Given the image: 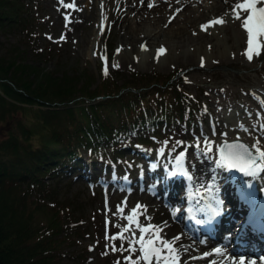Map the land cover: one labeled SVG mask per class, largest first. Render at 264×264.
Wrapping results in <instances>:
<instances>
[{"label":"trees","instance_id":"16d2710c","mask_svg":"<svg viewBox=\"0 0 264 264\" xmlns=\"http://www.w3.org/2000/svg\"><path fill=\"white\" fill-rule=\"evenodd\" d=\"M33 20L27 0H0V29L18 25L35 53L48 58L54 45L36 44ZM14 47L17 56L0 55V264H68L56 262L60 243L82 233L84 215L48 179L77 174L86 155L107 169L129 145L173 143L183 126L195 125L199 101L178 86L179 69L132 70L118 81L117 69L105 76L99 60L94 83L87 66H41L18 59L22 49ZM92 216L89 235L98 229L88 223Z\"/></svg>","mask_w":264,"mask_h":264},{"label":"rangeland","instance_id":"374dc122","mask_svg":"<svg viewBox=\"0 0 264 264\" xmlns=\"http://www.w3.org/2000/svg\"><path fill=\"white\" fill-rule=\"evenodd\" d=\"M27 1L34 17L31 27L38 28L35 42L38 46L54 45L50 56L45 58L35 53L33 46L26 42L25 30L18 25H8L0 29V55L7 58L13 56L15 54L14 46L18 45L22 49L18 59H25L41 66L56 67L59 70L63 68L68 71H73L71 69L74 66H78L82 70L87 66L94 75V83L99 78L98 62L102 60V56L107 57L108 69H117L115 76L118 81L126 79L132 70L140 72L156 70L169 73L179 69L177 73L178 86L192 96H197L199 101L193 118L195 125L193 127L183 126V129L177 132L178 135L174 138L173 143L167 144L165 142L167 140L164 138L157 139L155 144L129 145L124 148V153L120 155L118 161L113 160L107 169H104L103 162L94 164L89 162L86 155L77 174L75 170L71 172V176L61 177L60 182L55 181V184L54 180L48 179L53 185H56L58 197L60 199L69 198L77 203L79 205L77 215H84L82 221H79L82 224V233L74 236L73 239L66 238L61 241L60 255L56 262L79 264L80 254L86 253V259L82 264H100L104 256L108 257L106 264H117L118 261L120 264H126L124 257L128 253L112 251L110 247L111 244H114L116 248H119L120 240L109 241L105 237L119 232L120 228L117 225L124 227L128 224V221L121 218V215L126 217L137 204L144 206L141 209L142 214L139 216V222H142L143 225L148 223L160 225L159 222L164 218L166 220L169 218L171 228L168 227L169 234H164V238L172 239V235L187 233V228L181 226V219H179L183 218L184 213L182 216L168 213L170 202L163 199L166 192L163 190L150 192L149 190L152 185L157 187L156 183L166 170L165 167L170 166L171 160L177 161L176 158L182 152L185 153L183 158L185 169H183L191 177L189 180L200 182L199 179L193 177L191 171L188 170V165L185 164L192 150L197 148V140L200 141L199 147L204 146V148L205 138L210 142L208 144L210 151L207 152V156L214 158L213 152L217 151L220 136L226 138L227 133L232 130L244 134H248L249 131L257 133V125L252 121L256 117L259 118L261 112L264 113V51L261 55L254 56L252 61L247 60L242 55L243 45L246 44V35L243 32L241 42H239L236 34L237 28L232 22L228 28V34L225 33L224 28L218 26L210 28V31H214L212 35H218L219 39L213 40L211 37H205L203 43H200L201 46L199 44L192 45V41H188L186 37L184 42L178 41V43L175 39H167V45L161 44L156 48L148 47L143 40L139 43L138 49L140 50L138 52L121 59L119 58L120 52L117 54V49H120L118 36L121 19L114 7L110 9V15L104 16L103 14L106 17L103 19V33L99 38H96L98 32L94 33V31L101 30L102 13H107L102 7V0H97V11L100 9V17L95 19L93 27H91V22L85 19V2H83L85 0H64L63 3L61 0ZM202 1L200 0V2ZM204 1L202 4L206 2ZM65 5H74V7ZM174 13H171L168 19H172ZM66 16L71 20L70 23L66 24ZM238 23L240 24V22ZM164 25L169 26L166 23ZM146 27L149 28V26H145L143 29ZM158 27L159 25L156 28ZM198 29V26H193L190 34L196 33ZM163 32H166V29ZM215 32L217 33L215 34ZM62 35L65 39H60ZM227 35H231L230 41ZM176 44L178 45L176 46ZM141 45H146L147 50L142 51ZM161 46L169 48V52L166 57L160 56L159 59H156L155 52ZM109 50L111 53H108ZM192 51L195 52L194 58L187 59L189 57L187 53ZM151 52L154 53V58ZM171 56L178 58L169 60ZM201 58H203V65ZM114 64H118L119 67H113ZM225 87L229 89V92L223 89ZM218 97H222L224 101L230 103L222 105L221 101H216ZM218 138L219 140L215 141ZM258 146L260 147V145ZM218 165L220 167V163ZM152 166L155 168L152 169ZM140 183L144 184L143 188ZM254 186L257 190V185L254 184ZM185 189V186H179L176 195L182 196ZM178 199L177 202L173 197L170 201L174 203V209L182 211L184 201L181 198ZM118 206L123 208L122 214L117 213ZM42 213V215L48 214V212ZM89 213L93 216L88 223L98 225V229L95 231L94 228L91 235L84 229ZM137 235H139L138 231ZM209 243L208 247L211 246L213 249L219 245L218 242ZM124 247H128L127 242L124 243ZM135 255H139V253ZM236 256L242 257L241 253L237 252L235 256L231 253L229 257L233 260Z\"/></svg>","mask_w":264,"mask_h":264},{"label":"bare ground","instance_id":"6f19581e","mask_svg":"<svg viewBox=\"0 0 264 264\" xmlns=\"http://www.w3.org/2000/svg\"><path fill=\"white\" fill-rule=\"evenodd\" d=\"M205 1H204L205 3L202 4L200 0H143V3L141 2V0H102L103 9L107 12V13H103L104 16H107L110 13V9L114 7L115 10L118 11V15L120 16L121 19L120 27H119L120 33L118 36L119 37L118 43L120 45L119 58L124 59L126 57H130L131 55H134L136 52H138V50H140L138 49L139 43H141L143 40L146 42V45L148 47L156 48L161 44L167 45L166 42L167 39H175L176 43H178V41L184 42L186 37L188 41H192V45L199 44L200 46L202 45L200 43H203L204 40L203 38L205 37H211V39L213 40L215 38L219 39L218 35H212L214 34V31H210V30H208V32L202 31L200 25L204 24L207 19L209 20V18L212 19L214 17H221V16L225 18L227 23L218 27L224 28L225 33H227L229 26L233 22L235 27L237 28V32H236L237 39L239 42H241L242 34L244 31L241 29L240 24L238 23L239 21H233L230 15H225L226 13L230 12L232 5L237 3V0H205ZM83 2H85V19L86 21L88 20V22H91V27H93L95 24V19L98 18L100 11V9L99 11H97L98 1L85 0ZM83 2H81V4ZM149 2L154 3V6L152 8H149L147 6ZM173 12L175 13L172 19H168V16H170V14ZM165 23L168 24L169 26L166 27L164 25ZM158 25L159 27L156 28ZM145 26H149V28L146 27L143 29V27ZM193 26L196 27L198 26L199 29L198 31H196V33L194 32V34H190V30L193 28ZM165 29L166 32H163ZM94 33H97L96 38H99L100 34H102L103 32L99 30V31H94ZM209 33H211V35H209ZM216 33L217 32H215V34ZM230 36L227 35L229 41L231 40ZM177 45L178 44H176V46ZM164 47L166 49V53L162 54L161 56L166 57L167 53L169 52V48H167L166 46ZM245 47L246 44L243 45V49H245ZM187 54L189 55L187 59H192L195 56L194 55L195 52L193 51L188 52ZM151 55L154 58L156 54L154 55V53L151 52ZM175 58L178 57L171 56L169 57V60ZM223 89L226 92H229V89H227L226 87ZM217 92L219 91L217 90ZM223 99L224 98L222 97L221 98L218 97L216 98V101L219 102L221 101L222 105H226L227 103H230L228 101L227 102L224 101ZM252 122L256 123L257 125V130H258L257 133L249 131L248 134H244L241 132H236V131L234 132L232 130L227 133L228 135L226 136V138L239 136L245 139L250 145H253L257 141H259L260 148L264 150V113L261 112L259 118L258 117L254 118ZM220 137L222 138L224 136H220ZM219 138L215 141H218ZM207 152L208 151L205 150L204 146L199 147V151L197 150V148L193 149L191 155L186 160L187 163L185 164L188 165V170L191 171V174H193L194 178L199 179L198 181L204 180L203 185L200 186L206 188V192L204 193V196H206V200L202 201L203 203L202 207L206 210L210 207L218 206V208L214 210H216L215 214H219L221 216V223L216 227L215 231H214L215 228H213L211 231L220 233L221 232L220 229H222V233L223 234L225 233V236L222 235L223 236L222 239H218L217 237L214 238V236H210L208 238L209 242L211 243L219 242V241L224 242L227 239H230L232 243V245L229 247L230 251L237 250V251H241V253H248L252 255H254V253L257 250H262L264 252V241L258 240L257 238L251 236L253 235V233L249 231L248 226L244 230V232L246 231V234H237V232H235L237 228L238 230L241 229V220L245 215L246 210L249 208L250 205H252V203L256 198L257 190H255L254 184L258 186V183H260L261 181L264 182V171L258 172L257 175L255 176H247L244 173H234L232 169L229 170L225 167L223 168H221V166L219 167L218 165L220 161L219 152L218 153L217 151L213 152L214 153L213 156H215L214 158L207 156ZM170 162H171L170 166L165 167L167 171L165 170L164 173L161 174L159 181L156 183L157 186L156 188L158 192L161 190L166 192L164 196L165 200L170 202L169 205L170 207H168L169 208L168 213L170 215L176 214L178 216H182L183 212L177 211V208H175L176 209L175 210L174 203L170 201L171 198L175 197V201L177 202L179 201L178 198H181V200L184 202L188 201L189 204L193 207L191 210L195 213V209H196L198 211V216L204 217V213L201 211V205H200L201 201L197 200L199 196L198 193H202V190H199V192L197 190L192 195H190V193L187 192L185 193L184 197L176 195L179 186L181 187L185 186V188L187 187V189L190 186L191 187L193 186V188L199 187V185L195 181L193 182L192 180H189L190 179L189 176L183 172L184 160L181 161L179 164L177 163V161H173V160H171ZM154 168L155 167L152 166V169ZM211 174L212 176H209ZM207 175H208V179L209 178L212 179L211 185L207 184V180H208ZM236 189H238L240 193H244L247 196V198H249V200L246 202L239 200L238 197L239 195L236 193ZM179 219H181L180 220L181 226L187 228L188 230L187 233L180 234L182 238L178 242V246L183 245L188 248V251H183V249H181L180 259L182 264H210V261L213 260L218 262L222 261V264H236V262L241 258V257L235 258L232 260L229 257L230 253L227 254V251H229L228 248L226 249L224 247H219L225 251V256L223 258H221L220 256L213 255L203 259H196V260L190 259V257L193 256L199 257L203 253L211 252L213 248L211 246L208 247V244H210L209 242L208 243L204 241L201 242L195 239L199 229H201L196 223H194L191 220H188L184 216L183 218L180 217ZM168 220L164 218V220L159 222L160 225H158L162 229L161 235L163 237L164 234L167 233L169 234L168 227H170L169 226L170 224ZM238 220L239 222L237 224L236 222ZM205 222H209L207 217L205 218ZM233 227L236 229H233ZM237 236L238 239L242 238L245 241H248L247 245L243 247H239V244L235 243ZM173 237L175 236L172 235L171 238ZM249 259L250 258L246 259V264L247 262L250 261ZM256 264H261V257L257 258Z\"/></svg>","mask_w":264,"mask_h":264},{"label":"snow or ice","instance_id":"6c2138e0","mask_svg":"<svg viewBox=\"0 0 264 264\" xmlns=\"http://www.w3.org/2000/svg\"><path fill=\"white\" fill-rule=\"evenodd\" d=\"M143 3V0H141ZM63 3V0H61ZM149 8L154 6L153 2H149L147 5ZM66 7H74V5H66ZM103 7V6H102ZM179 11V10H177ZM233 21H239L240 27L246 35V47L242 53L247 60L252 61L254 56H259L264 51V0H237V3L233 4L229 13ZM106 17L102 13L101 32H103V19ZM66 24L71 20L68 16L65 17ZM227 23L223 16L214 17L204 24L200 25L202 31L207 32L210 28L221 26ZM51 39V37H49ZM60 39H65L62 35ZM141 50L146 51V45H141ZM120 49H117L119 54ZM166 53V49L161 46L156 50V59L162 54ZM95 55V53H94ZM104 61L102 72L105 76L108 75L107 57L102 56ZM201 64L203 65V58H201ZM113 67H119L118 64H114ZM205 150L210 151L208 144L210 143L205 138ZM200 141L197 140L196 147L199 151ZM259 141L255 144L248 146L240 142L224 143L219 147L220 161L219 163L225 168L231 170L236 169L247 176H255L258 172L264 171V150L259 146ZM185 153H180L176 158L179 164ZM126 179V178H125ZM144 206L139 204L131 210V213L126 217L121 215L128 221V224L124 227H120V231L112 236L106 235V240L115 241L120 240L121 245L116 248L114 244H111L112 251L127 252L128 255L124 257L126 264H182L180 255L181 249L188 251V248L179 245L178 242L182 238L181 235H177L172 239H166L161 235L162 229L158 225H152L148 223L143 225L139 222V216L142 214L141 209ZM146 210V209H145ZM117 213L122 214L123 208L118 206ZM137 231L139 235H137ZM128 233V235H125ZM127 242L128 247H124V243ZM139 253V255H135ZM107 254V253H105ZM225 256V251L219 247L214 248L211 252L203 253L201 256L190 257L192 260L203 259L209 256ZM135 257V258H134ZM117 264H120L118 261ZM210 264H222L218 261H210ZM236 264H246V261L241 257ZM247 264H256L255 261H249ZM261 264H264V258H261Z\"/></svg>","mask_w":264,"mask_h":264},{"label":"water","instance_id":"95a60500","mask_svg":"<svg viewBox=\"0 0 264 264\" xmlns=\"http://www.w3.org/2000/svg\"><path fill=\"white\" fill-rule=\"evenodd\" d=\"M233 142H240V143H243L245 145H248L250 146V144L244 140L243 138L239 137V136H234V137H228V138H222L219 143H218V150H219V147L224 144V143H233Z\"/></svg>","mask_w":264,"mask_h":264}]
</instances>
